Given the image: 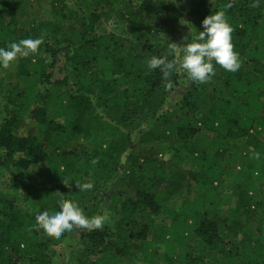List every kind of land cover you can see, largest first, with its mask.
Returning a JSON list of instances; mask_svg holds the SVG:
<instances>
[{"label":"trees","instance_id":"1","mask_svg":"<svg viewBox=\"0 0 264 264\" xmlns=\"http://www.w3.org/2000/svg\"><path fill=\"white\" fill-rule=\"evenodd\" d=\"M51 1L52 19L38 21L41 0H0V47L43 40L36 53L17 58L16 85L5 91L11 117L0 123V166L21 155L11 186L28 199L0 189V264H54L51 249L80 227L49 236L35 215L61 198L88 217L119 215L114 227L80 233V264H122L136 252L143 264H264V0H200L188 24L175 0H99L102 9L85 0ZM217 11L233 28L239 70L216 65L210 79L193 83L178 68L165 79L147 67L152 56L174 59L168 44L190 43ZM183 24L187 37L178 36ZM52 41L72 50L71 75L40 88L42 54ZM181 84L179 106L169 109ZM26 118L37 130L19 136ZM184 164L190 169L181 173ZM75 181L94 187L79 192ZM184 189L194 198L183 200L169 226H157L166 203ZM232 204L223 219L221 208Z\"/></svg>","mask_w":264,"mask_h":264},{"label":"rangeland","instance_id":"2","mask_svg":"<svg viewBox=\"0 0 264 264\" xmlns=\"http://www.w3.org/2000/svg\"><path fill=\"white\" fill-rule=\"evenodd\" d=\"M82 1V0H81ZM80 1V3H81ZM87 2H93L98 3V8L102 9L103 4L99 0H85ZM134 4H139L142 0H130ZM176 4L180 9L183 11L186 18V24L190 22H194L195 18L194 15L190 14L192 9L195 8L200 0H175ZM75 3V0L73 1ZM73 5V4H72ZM82 5V4H81ZM51 6L52 1L51 0H41V3L35 13V18L38 21H48L51 20ZM111 29L127 33V29L123 26H115L111 25ZM101 22H97L96 26L100 27ZM187 26L183 24L181 27V32L179 33V37H187L189 35V30L186 29ZM72 55V50L66 47H63L61 45H56L54 41L49 43V46L47 47V50L42 54L44 57V64H43V82L40 85V88H45L51 84L61 82L71 75V64L69 61V58ZM17 73H18V59L7 69H0V123H2L3 120L8 119L11 117V108L7 106L5 94L6 89H9L16 85L17 82ZM183 92V84L178 86L173 93V96H171V101L168 103V108L173 109L177 105L179 106L180 99L182 97ZM31 129L37 130V124L33 122L30 118H26L25 121L18 124V135L19 136H26L28 132ZM131 135L135 133L134 128L130 130ZM204 135V132H202L198 137H202ZM79 143L85 145L83 138H78ZM136 147V146H135ZM134 147V148H135ZM136 152V151H135ZM1 155H4L3 151H0ZM20 154H17L15 157L12 158L11 161L7 162L6 166H0V189L14 195L21 201L27 200L28 197L23 192H17L12 188V182L16 177L17 169H15V163L20 158ZM172 158V151L167 152V154L162 158L164 161H169ZM190 169L189 164H184L179 169L181 173H184ZM35 172L34 177L31 180V183L35 184L38 181V175L39 172L35 169H33ZM174 172H177L178 169H173ZM228 185V184H227ZM112 185L107 183L103 190L101 191V196L103 199H107L108 191L111 190ZM125 193L128 197H133L134 193L130 192L127 188H124ZM225 193L230 194L231 190L229 187L225 188ZM190 198L193 199V195L188 193L187 189H184V191L180 192L178 195L170 199L165 207L162 209L160 215L156 218V225L157 226H169L179 210L182 202L184 199ZM29 206L34 210L37 211L35 205L28 201ZM233 205V204H232ZM234 209L233 206H224L221 208V217L223 219H226L230 216L232 210ZM100 215H103L105 217V221L103 226H110L114 227L115 223L119 219V215L115 213H110L108 211H102ZM102 226V227H103ZM90 230L80 227L79 231L76 233V237L74 238H66L64 242L56 247L51 249L50 256L54 262V264H80L81 261H84L86 258L83 254V248L82 245L78 243V239L80 238V233L85 232L88 233ZM231 235L230 241L236 242V236ZM196 238L194 237L192 239L193 244H196ZM27 264V263H23ZM122 264H143L142 258L138 252L134 253L133 255L126 256ZM166 264V263H163Z\"/></svg>","mask_w":264,"mask_h":264},{"label":"clouds","instance_id":"3","mask_svg":"<svg viewBox=\"0 0 264 264\" xmlns=\"http://www.w3.org/2000/svg\"><path fill=\"white\" fill-rule=\"evenodd\" d=\"M202 31L191 35V42L182 46L170 43L168 55L175 58L169 60L166 56H152L147 61L151 70L160 69L167 79L177 68L185 73L193 83H203L215 74L218 65L228 72H236L240 68L239 54L234 51L232 43L233 28L223 11L206 16L201 22ZM43 43L42 38H25L10 43L6 48L0 47V69L9 68L19 57H28L38 51ZM170 86V85H169ZM79 192L91 190L92 182L75 181ZM105 217L86 216L78 204L70 199L61 198L54 210H44L35 215L36 226L47 235L60 237L64 232L71 231L74 226L85 229H99L103 226Z\"/></svg>","mask_w":264,"mask_h":264}]
</instances>
